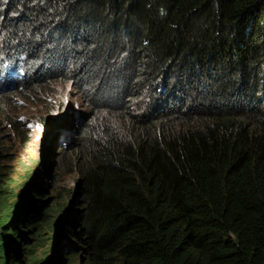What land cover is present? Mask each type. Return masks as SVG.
<instances>
[{
	"label": "trees",
	"instance_id": "trees-1",
	"mask_svg": "<svg viewBox=\"0 0 264 264\" xmlns=\"http://www.w3.org/2000/svg\"><path fill=\"white\" fill-rule=\"evenodd\" d=\"M263 4L0 0L4 83L33 92L68 85L88 114L104 118L92 128L87 114L73 151L55 161L77 172L66 218L62 205L40 201L47 158L8 203L4 164L14 159L0 139V264H43L57 232L50 264H264ZM55 142L48 137L46 151Z\"/></svg>",
	"mask_w": 264,
	"mask_h": 264
},
{
	"label": "rangeland",
	"instance_id": "rangeland-1",
	"mask_svg": "<svg viewBox=\"0 0 264 264\" xmlns=\"http://www.w3.org/2000/svg\"><path fill=\"white\" fill-rule=\"evenodd\" d=\"M4 78L5 75L0 74V83L5 86L0 90V102L8 103V105L4 106V114L0 113V139L11 143L8 154L14 159L13 162L4 164L5 167L8 166L11 169L8 178L12 182L7 187H2L5 193H8V203L13 202L14 198L11 195L20 193L22 198V191L26 187L22 189L20 184L22 185L30 175L27 184L37 179L39 162L47 158L50 159L51 165L47 177H43V181H40L41 190L44 192L40 201H48L47 204L54 201L63 205L65 214L73 198L72 191L76 187L77 172L74 166H69L63 159L60 164H56L55 161L61 156L59 154L61 150L64 153L73 151L72 145L78 141V137H75V129L88 112L68 85L57 84L52 88L41 87L33 92L34 88L13 87L10 89L12 84L9 80L5 84ZM87 118L91 119L89 125L92 128L97 127L101 120L104 122L103 116L99 114H88ZM42 119L48 120L47 128L38 125ZM109 123L113 121L109 120ZM16 127L17 132L13 134V129ZM50 134L56 137V142L50 145V150L46 151L47 138ZM91 135L96 137L95 134ZM20 139H26L25 144L21 145ZM54 202L53 204H56ZM20 205L21 200L17 204V209ZM54 236L52 250L43 264H50L54 258L58 232ZM26 238L31 239V235L27 234ZM47 247L38 250L36 257L45 254L46 251L43 250H47Z\"/></svg>",
	"mask_w": 264,
	"mask_h": 264
},
{
	"label": "bare ground",
	"instance_id": "bare-ground-1",
	"mask_svg": "<svg viewBox=\"0 0 264 264\" xmlns=\"http://www.w3.org/2000/svg\"><path fill=\"white\" fill-rule=\"evenodd\" d=\"M147 2H148V1H147ZM201 2H202V0H201ZM258 3H259V2H258ZM142 4H143V3H142ZM187 4H188V3H187ZM255 4H256V3H255ZM188 5H189V4H188ZM193 5H194V3H193ZM193 5H192V6H193ZM201 5H202V4H201ZM251 5H252V4H251ZM263 5H264V4H263ZM144 6H145V5H144ZM184 6H185V5H184ZM186 6H187V5H186ZM249 6H250V5H249ZM177 7H178V6H177ZM193 7H197V5H196V6H193ZM246 7H247V5H246ZM253 7H254V6H253ZM260 7H261V6H260ZM144 8H145V7H144ZM180 8H181V7H180ZM201 8H202V7H201ZM187 9H188V8H187ZM197 9H198V8H197ZM243 9H244V8H243ZM246 9H247V8H246ZM248 9H249V8H248ZM166 10H167V9H166ZM168 10H169V9H168ZM188 10H189V9H188ZM186 11H187V10H186ZM189 12H190V11H189ZM189 12H188V13H189ZM193 12H194V11H193ZM199 12H200V10H199ZM245 12H246V11H245ZM183 13H184V12H183ZM196 13H197V12H196ZM201 14H203V13L201 12ZM189 15H191V14H189ZM194 15H195V13H194ZM147 16H148V15H147ZM211 16H212V15H211ZM229 16H230V15H229ZM189 17H190V16H189ZM199 17H200V16H199ZM199 17H198V18H199ZM260 17H261V16H260ZM186 18H187V17H186ZM195 18H196V16H195ZM205 19H206V18H205ZM261 19H262V18H261ZM201 20H202V19H201ZM219 20H221V19H219ZM250 21H251V20H250ZM231 22H232V21H231ZM256 22H257V20H256ZM185 23H186V22H185ZM192 23H193V22H192ZM204 23H205V22H204ZM254 23H255V22H254ZM261 23H262V22H261ZM199 24H200V23H199ZM230 24H231V23H230ZM232 24H233V22H232ZM258 24H260V23H258ZM202 25H203V24H202ZM224 25H225V24H224ZM234 25H235V24H234ZM255 25H256V24H255ZM206 26H207V25H206ZM226 26H227V24H226ZM257 26H258V25H257ZM204 27H205V26H204ZM193 28H194V27H193ZM193 28H192V29H193ZM192 29H191V30H192ZM202 29H203V28H202ZM206 29H207V28H206ZM208 30H210V29L208 28ZM202 31H203V30H202ZM202 31H201L200 33H202ZM187 33H188V32H187ZM192 33H193V32H192ZM189 34H190V33H189ZM195 34H196V33H195ZM205 34H206V33H205ZM207 34H208V33H207ZM196 36H197V35H196ZM196 36H195V37H196ZM200 36H201V35H200ZM202 36H203V35H202ZM206 37H207V36H206ZM250 38H251V37H250ZM246 39H247V38H246ZM248 39H249V38H248ZM201 40H202V39H201ZM207 40H208V39H207ZM252 40H253V39H252ZM210 41H211V40H210ZM252 42H253V41H252ZM138 43H139V42H138ZM99 45H100V44H99ZM259 46H260V45H259ZM221 47H222V46H221ZM223 47H224V46H223ZM223 47H222V48H223ZM205 49H206V48H205ZM224 49H225V48H224ZM222 51H223V50H222ZM218 53H219V52H218ZM220 54H221V53H220ZM225 54H226V53H225ZM248 54H249V53H248ZM215 55H216V54H215ZM226 55H227V54H226ZM249 55H250V54H249ZM253 55H254V54H253ZM256 55H257V54H256ZM249 57H250V56H249ZM254 57H255V56H254ZM215 58H216V57H215ZM263 58H264V57H263ZM216 59H217V58H216ZM255 59H256V58H255ZM221 60H222V59H221ZM223 60H224V59H223ZM257 60H258V59H257ZM216 61H217V60H216ZM218 61H220V60H218ZM261 61H262V60H261ZM253 63H254V62H253ZM256 63H257V62H256ZM148 64H149V63H148ZM249 64H250V63H249ZM161 65H162V64H161ZM222 65H223V64H222ZM254 65H255V64H254ZM262 65H263V64H262ZM152 66H153V65H152ZM217 66H218V65H217ZM249 66H250V65H249ZM221 67H222V66H221ZM224 67H225V66H224ZM254 67H255V66H254ZM158 68H159V67H158ZM243 68H244V67H243ZM262 68H263V67H262ZM19 69H20V68H19ZM226 69H227V68H226ZM247 69H248V68H247ZM17 70H18V69H17ZM250 70H252V69L250 68ZM255 70L257 71V69H255ZM259 70H260V69H259ZM262 70H263V69H262ZM248 71H249V70H248ZM260 71H261V70H260ZM229 72H230V71H229ZM225 73H226V72H225ZM258 73H261V72H258ZM251 74H252V72L250 73V75H251ZM260 75H261V74H260ZM110 77H111V76H110ZM257 77H258V76H257ZM260 77H261V76H260ZM18 78H20V77H18ZM249 78H250V77H249ZM258 78H259V77H258ZM260 79H261V78H260ZM169 81H170V80H169ZM205 82H206V81H205ZM76 83H77V82H76ZM17 84H18V83H17ZM21 84H22V83H21ZM73 84H74V83H73ZM116 84H117V83H116ZM240 85H241V84H240ZM20 86H21V85H20ZM29 86H30V85H29ZM254 86H255V85H254ZM260 86H261V85H260ZM31 87H32V86H31ZM74 87H75V86H74ZM114 87H115V86H114ZM238 87H239V86H238ZM256 87H257V85H256ZM19 88H20V87H19ZM248 88H249V87H248ZM75 89H76V88H75ZM108 89H109V88H108ZM133 89H134V88H133ZM198 90H199V89H198ZM224 90H225V89H224ZM257 90H258V89H257ZM79 91H80V90H79ZM245 91H246V90H245ZM261 91H262V90H261ZM10 92H12V91L10 90ZM194 92H196V91H194ZM229 92H230V91H229ZM255 92H256V91H255ZM198 93H199V92H198ZM224 93H225V92H224ZM252 93H253V92H252ZM252 93H251V94H252ZM199 94H200V93H199ZM234 94H235V93H234ZM234 94H233V95H234ZM243 94H244V93H243ZM255 94H256V93H255ZM259 94H260V93H259ZM194 95H196V94H194ZM257 95H258V94H257ZM2 96H3V95H2ZM196 96H197V95H196ZM251 97H252V96H251ZM259 97H260V96H259ZM0 98H1V97H0ZM260 98H262V97H260ZM84 99H85V98H84ZM86 99H87V98H86ZM257 99H258V98H257ZM230 100H231V99H230ZM233 100H234V99H233ZM238 100H239V99H238ZM112 101H113V100H112ZM222 101H223V100H222ZM240 103H242V102H240ZM245 103H246V102H245ZM247 103H248V102H247ZM258 103H259V102H258ZM233 104H234V103H233ZM250 104H251V103H250ZM223 105H224V104H223ZM244 105H245V104H244ZM259 105H260V104H259ZM230 106H231V105H230ZM226 107H227V106H226ZM241 107H242V106H241ZM249 107H250V106H249ZM250 108H252V107H250ZM262 108H263V107H262ZM109 109H110V108H109ZM112 109H113V108H112ZM223 109H224V108H223ZM225 109H226V108H225ZM231 110H232V109H231ZM237 110H238V109H237ZM243 110H244V109H243ZM113 111H114V110H113ZM115 111H116V110H115ZM224 111H225V110H224ZM235 111H236V110H235ZM239 111H240V110H239ZM226 112H227V111H226ZM228 112H229V111H228ZM258 112H259V111H258ZM260 112H261V111H260ZM229 114H230V113H229ZM241 114H242V113H241ZM247 114H248V113H247ZM255 114H256V113H255ZM260 114H261V113H260ZM226 115H227V114H226ZM232 115H233V114H232ZM250 115H251V113H250ZM229 116H230V115H229ZM255 116H256V115H255ZM258 116H259V115H258ZM227 117H228V116H227ZM227 117H226V118H227ZM251 117H252V116H251ZM261 118H263V117H261ZM83 119H84V118H83ZM224 119H225V118H224ZM84 120H85V119H84ZM225 120H226V119H225ZM261 120H262V119H261ZM152 121H153V120H152ZM252 121H253V120H252ZM255 121H256V120H255ZM222 122H226V121H222ZM234 122H235V120H234ZM256 122H257V121H256ZM260 122H261V121H260ZM83 123H84V122H83ZM263 123H264V122H263ZM222 124H225V123H222ZM258 124H259V123H258ZM38 125H40V124H38ZM41 125H42V124H41ZM45 125H46V124H45ZM259 125H260V124H259ZM253 126H254V125H253ZM263 126H264V125H263ZM261 129H262V128H261ZM253 133H254V132H253ZM263 133H264V132H263ZM254 134H255V133H254ZM260 135H261V134H260ZM50 136H51V134H50L48 137H50ZM262 136H263V135H262ZM253 137H254V136H252V138H253ZM254 139H255V138H254ZM257 139H258V138L256 137V140H257ZM261 139L263 140V138H261ZM256 140H254V141H256ZM25 141H26V139H25ZM77 142H78V141H77ZM258 142H259V141H258ZM82 143H83V142H82ZM252 143H253V141H252ZM260 143H262V142H260ZM254 144H255V143H254ZM262 145H263V144H262ZM74 146H75V145H74ZM76 146H77V145H76ZM128 148H130V147H128ZM128 148H127V150H129ZM134 148H135V147H134ZM261 148H262V147H261ZM123 150H124V149H123ZM127 150H126V148H125V151H127ZM131 150H132V147H131ZM131 150H130V151H131ZM104 151H105V150H104ZM104 151H103V152H104ZM133 151H134V150H133ZM136 151H137V150H136ZM136 151H135V152H136ZM257 151H258V150H257ZM259 151H260V149H259ZM7 152H9V151L7 150ZM100 152H101V151H100ZM122 152H123V151H122ZM260 152H261V151H260ZM257 153H258V152H257ZM257 153H255V154H257ZM99 154H100V153H99ZM104 154H105V153H104ZM130 154H131V153H129V155H130ZM261 154H262V153H261ZM261 154H260V155H261ZM123 155H124V152H123ZM125 155H126V154H125ZM127 155H128V154H127ZM127 155H126V156H127ZM129 155H128V156H129ZM92 156H93V155H92ZM132 156H133V155H132ZM132 156H131V157H132ZM255 156H256V155H255ZM50 157H51V156H50ZM262 157H263V156H262ZM11 158H12V157H10L9 159H11ZM114 158H115V157H114ZM117 158H118V157H117ZM3 159H5V158H3ZM122 159H123V158H122ZM128 159H129V158H128ZM259 159H260V158H259ZM151 160H152V159H151ZM255 160H256V159H255ZM261 160H262V159H261ZM124 161H125V160H124ZM153 161H154V160H153ZM153 161H152V162H153ZM117 162H119V161L117 160ZM127 162H128V161H127ZM258 162H259V161H258ZM262 162H263V161H262ZM262 162H261V163H262ZM120 163H121V162H120ZM150 163H151V162H150ZM256 163H257V162H256ZM116 164H117V163H116ZM258 164H259V163H258ZM258 164H257V165H258ZM263 164H264V163H263ZM104 165H105V164H104ZM117 165H119V163H118ZM152 165H153V164H152ZM253 165H254V164H253ZM257 165H255V166H257ZM261 165H262V164H261ZM98 166H99V165H98ZM120 166H123V165H120ZM263 166H264V165H263ZM41 167H42V166H41ZM44 167H45V166H44ZM118 167H119V166H118ZM252 167H253V166H252ZM258 167H259V166H258ZM95 168L97 169V167H95ZM95 168H94V169H95ZM260 168H261V167H260ZM40 169H41V168H40ZM42 169H43V168H42ZM106 169H107V168H106ZM117 169H118V168H117ZM120 169H121V168H120ZM122 169H124V168H122ZM254 169H255V168H254ZM254 169H253V170H254ZM90 170H91V169H90ZM102 170H103V169H102ZM111 170H112V169H111ZM114 170H115V169H114ZM118 170H119V169H118ZM153 170H155V169H153ZM258 170H259V169H258ZM261 170H262V169H261ZM91 171H94V170H91ZM104 171H105V170H104ZM254 171H255V170H254ZM256 171H257V169H256ZM256 171H255V173H256ZM113 172H114V171H113ZM153 172H154V171H153ZM153 172H152V173H153ZM111 173H112V172H111ZM117 173H118V171H117ZM120 173H121V172H120ZM134 173H135V172H134ZM263 173H264V172H263ZM114 174H116V173H114ZM135 174H136V173H135ZM129 175H131V174H129ZM136 175H137V174H136ZM147 175H148V174H147ZM252 175H253V174H252ZM143 176H144V175H143ZM149 176H150V175H149ZM258 176H259V175H258ZM29 177H30V176H29ZM137 177H138V176H137ZM144 177H147V176H144ZM261 177H262V176H261ZM129 178H130V177H129ZM126 179H127V178H126ZM1 180H2V179H1ZM79 180H80V179H79ZM132 180H133V179H132ZM132 180H131V181H132ZM138 180H140V178H139ZM7 181H8V180H7ZM76 181H77V180H76ZM127 181H130V180H127ZM131 181H130V182H131ZM133 181H134V180H133ZM8 182H9V181H8ZM39 183H40V182H39ZM75 183H76V182H75ZM127 183H128V182H127ZM35 184H36V183H35ZM35 184H34V185H35ZM124 184H125V183H124ZM132 184H133V183H132ZM5 185H6V184H5ZM23 185H24V184H23ZM40 185H41V183H40ZM130 185H131V184H130ZM123 187H124V189H125L126 186L124 185ZM127 187H128V186H127ZM30 188H31V187H30ZM83 188H84V187H83ZM27 189H28V188H27ZM128 189H129V188H128ZM69 190H70V189H69ZM74 190H75V191H74ZM74 190H73V198L71 199V201L74 200V196L77 195L76 187H75ZM126 190H127V188H126ZM126 190H125V191H126ZM25 191H26V190H25ZM74 192H75V193H74ZM121 192H122V191H121ZM126 192H127V191H126ZM129 192H132V190H131V191L129 190ZM135 193H136V192H135ZM137 193H138V192H137ZM148 193H149V192H148ZM119 194H120V193H119ZM133 194H134V193H133ZM139 194H140V193H139ZM64 195H67V194H64ZM126 195H127V193H126ZM134 195H135V194H134ZM153 195L155 196L154 192H153ZM61 196H62V195H61ZM71 196H72V195H71ZM121 196L123 197L124 195H122V193H121ZM121 196H120L119 198H121ZM128 196H130V195H128ZM135 196L137 197V195H135ZM82 197H83V196H82ZM126 197H127V196H126ZM133 197H134V196H133ZM133 197H132V195H131V199H132ZM136 197H135V198H136ZM148 197H152V196H148ZM129 198H130V197H129ZM153 198H154V197H153ZM153 198H152V199H153ZM155 198H156V197H155ZM24 199H25V197H24ZM66 199H67V198H66ZM121 199H122V198H121ZM123 199H124V198H123ZM133 199H134V198H133ZM141 199H142V198H140L139 200H141ZM150 199H151V198H150ZM57 200H58V199H57ZM116 200H117V199H116ZM118 200H120V199H118ZM126 200H127V198H126ZM156 200H158V199H156ZM156 200H155V201H156ZM63 201H64V200H63ZM120 201H121V200H120ZM134 201H135V200H134ZM53 202H54V201H53ZM127 202H129V200H128ZM138 202H139V201H138ZM144 202L147 203L146 201H144ZM144 202H142V200H141V203H139V204H142V203H144ZM153 202H154V201H153ZM54 203H56V202H54ZM125 203H126V202H125ZM129 203H130V202H129ZM134 203H135V202H134ZM56 204H57V203H56ZM118 204H119V203H118ZM135 204H136V203H135ZM154 204L156 205V203H154ZM115 205H116V201H115ZM143 205H144V204H143ZM60 206H61V205H60ZM62 206H63V205H62ZM62 206H61V209H62ZM76 206H78V205H76ZM76 206H73V207H76ZM119 206H120V205H119ZM132 206H135V205L132 204ZM146 206H148V204H147ZM149 206H150V205H149ZM153 206H154V205H153ZM52 207H53V205H52ZM55 207H56V206H55ZM57 207H58V206H57ZM57 207H56V208H57ZM71 207H72V205H71ZM126 207H127V206H126ZM135 207H136V206H135ZM142 207L145 208V206H142ZM81 208H82V207H81ZM116 208H117V206H116ZM120 208H122V206H121ZM138 208H139V205H138ZM147 208H148V207H147ZM147 208H146V210H147ZM153 208H154V207H153ZM57 209H58V208H57ZM68 209H69V207L66 209V212H67ZM82 209H83V208H82ZM124 209H125V208H124ZM127 209H128V208H127ZM129 209H130V208H129ZM17 210H18V209H17ZM59 210H60V209H59ZM120 210L122 211V209H120ZM148 210H149V209H148ZM125 211H127V210H125ZM125 211H124V212H125ZM139 211H140V210H139ZM150 211H151V210H150ZM150 211H149V212H150ZM152 211H153V210H152ZM58 212H60V211H58ZM70 213H71V212H69V214H70ZM125 213H126V212H125ZM147 213H148V212H147ZM69 214H68V215H69ZM141 214H142V213H141ZM54 215H55V214H54ZM68 215H66L65 218H66ZM144 215H145V214H144ZM17 216H19V218H20L19 213H17L16 217H17ZM49 216H50V215H49ZM49 216H48V217H49ZM51 217L53 218V216H51ZM55 218H56V217H55ZM65 218H64V220H66ZM141 218H142V217H141ZM67 219H68V218H67ZM69 220H70V219H69ZM145 220H146V219H145ZM74 222H75V221H74ZM71 223H72V222H71ZM75 223H76V222H75ZM81 223H84V221H82ZM73 227H74V226H73ZM104 231H105V230H104ZM74 232H75V231H74ZM105 232H107V231H105ZM100 233H103V232L101 231ZM100 233H98V234H100ZM107 234H108V233H107ZM70 235H71V234H70ZM74 236H76V235H74ZM78 236H79V235H78ZM98 236H99V235H98ZM105 236H106V234H105ZM115 236H116V235H115ZM115 236H114V237H115ZM56 238H57V237H56ZM102 238H103V236H102ZM111 238H112V237H111ZM69 239H70V237H69ZM103 239H104V238H103ZM105 239H106V238H105ZM109 239H110V238H109ZM72 240H74V239L72 238ZM76 240H77V239H76ZM56 243H57V242H56ZM78 243H79V242H78ZM59 246H60V245H59ZM81 246H82V245H81ZM78 247H79V246H78ZM82 247H83V246H82ZM60 249H61V248H60ZM57 250H58V249H57ZM80 250L83 251V250H85V249L81 248ZM55 251H56V250H55ZM55 251H54V252H55ZM69 252H70V251H69ZM69 252H68V253H69ZM57 253H58V252H57ZM70 253H71V252H70ZM70 253H69V254H70ZM65 255H67V254H65ZM71 255H72V257H73V254H71ZM71 255H70V257H71ZM59 257H60V256H59ZM61 257H62V256H61ZM67 257H68V256H67ZM70 257H69V258H70ZM63 258H65V257H63ZM67 259H68V258H67ZM71 260H72V258H71ZM66 261H67V260H65V262H66ZM65 262H64V263H65ZM67 262H68V261H67ZM67 262H66V263H67ZM34 263H35V262H34ZM35 264H37V263H35Z\"/></svg>",
	"mask_w": 264,
	"mask_h": 264
},
{
	"label": "clouds",
	"instance_id": "clouds-1",
	"mask_svg": "<svg viewBox=\"0 0 264 264\" xmlns=\"http://www.w3.org/2000/svg\"><path fill=\"white\" fill-rule=\"evenodd\" d=\"M11 80H13V79H11ZM13 87H14V85H11L9 88L11 89V88H13ZM10 89H9V90H10Z\"/></svg>",
	"mask_w": 264,
	"mask_h": 264
}]
</instances>
